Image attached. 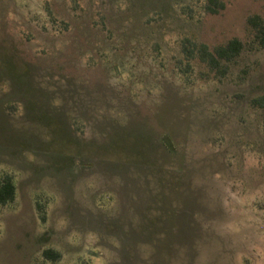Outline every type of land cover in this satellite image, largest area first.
I'll list each match as a JSON object with an SVG mask.
<instances>
[{"label": "rangeland", "instance_id": "374dc122", "mask_svg": "<svg viewBox=\"0 0 264 264\" xmlns=\"http://www.w3.org/2000/svg\"><path fill=\"white\" fill-rule=\"evenodd\" d=\"M222 1L0 0V264H264V47L178 67L264 17Z\"/></svg>", "mask_w": 264, "mask_h": 264}, {"label": "trees", "instance_id": "16d2710c", "mask_svg": "<svg viewBox=\"0 0 264 264\" xmlns=\"http://www.w3.org/2000/svg\"><path fill=\"white\" fill-rule=\"evenodd\" d=\"M204 10L209 13H217L224 8L222 0H205ZM249 38L243 41L238 37H232L227 41L208 46L206 43L197 41L192 37L181 40L182 56L178 59V67L183 73H187L192 65L204 69L201 70L206 77L220 79L225 77L230 69V64L244 49H258L264 47V17L259 14L249 15L246 19ZM243 73L247 70L243 69ZM251 107L260 111L262 123L264 124V92L254 96L249 101ZM15 196V184L11 174L0 175V205L13 201ZM44 219V216H40ZM45 258L56 260L60 254L47 248L42 251Z\"/></svg>", "mask_w": 264, "mask_h": 264}]
</instances>
